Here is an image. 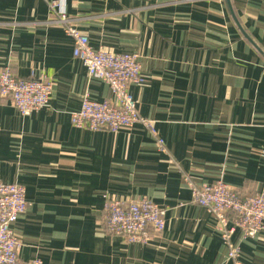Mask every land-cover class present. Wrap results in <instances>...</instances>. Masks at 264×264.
Returning a JSON list of instances; mask_svg holds the SVG:
<instances>
[{
	"label": "crops",
	"instance_id": "obj_1",
	"mask_svg": "<svg viewBox=\"0 0 264 264\" xmlns=\"http://www.w3.org/2000/svg\"><path fill=\"white\" fill-rule=\"evenodd\" d=\"M49 1L0 0V69L54 84L49 107L28 116L0 100V181L23 185L29 203L12 225L20 262L231 264L182 175L241 196L264 191V0H60L91 47L140 55L146 80L130 92L165 151L139 124H71L84 94L112 93L63 29L44 23ZM106 196L149 198L164 210L163 231L145 245L108 234ZM232 242L241 264H264V231L244 239L236 229Z\"/></svg>",
	"mask_w": 264,
	"mask_h": 264
},
{
	"label": "built area",
	"instance_id": "obj_2",
	"mask_svg": "<svg viewBox=\"0 0 264 264\" xmlns=\"http://www.w3.org/2000/svg\"><path fill=\"white\" fill-rule=\"evenodd\" d=\"M48 7L51 16L44 23L63 29L72 39V55L83 63L88 76L106 83L112 93V98L103 102L91 100L84 94L79 110L70 114L71 124L90 131L111 132L139 124L154 137L158 148L165 151L153 122L140 114L130 92L131 85H142L146 80L140 55L91 47L88 36L78 29L76 19L67 14L62 1H49ZM53 89V82L43 76L19 79L10 67L0 69V100L9 99L22 116L48 108ZM182 179L191 191L192 201L214 217L216 229L227 248V259L231 264H241L240 247L232 242V235L238 229L246 239L264 231V191L241 196L221 180L196 185L186 174ZM28 206L23 185L0 181V264H43L39 258L26 263L18 258L21 240L12 225ZM103 212L108 234L122 236L137 245L148 244L165 226L164 210L147 197L123 200L106 196Z\"/></svg>",
	"mask_w": 264,
	"mask_h": 264
}]
</instances>
